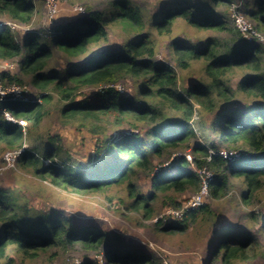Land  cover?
<instances>
[{
  "label": "trees",
  "instance_id": "1",
  "mask_svg": "<svg viewBox=\"0 0 264 264\" xmlns=\"http://www.w3.org/2000/svg\"><path fill=\"white\" fill-rule=\"evenodd\" d=\"M240 1L242 7L236 3ZM165 4L155 13L132 0H112L108 11L86 6L85 16L55 24L52 32L21 33L20 40L9 25L1 24L0 59H15L34 93L0 98V145L10 151L21 150L16 163L55 187L106 198L109 190L123 187L130 200L128 209L152 219L151 204L159 194L167 193V205L179 209L184 200L172 192L200 188V178L187 167L186 157L174 156L168 166L173 171L155 172L154 162L156 158L167 161L176 149H188L186 144L196 135L197 126L209 143H198L192 149L195 167L212 171L210 195L219 203L228 194V176L241 177L236 200L242 212L235 216L245 222L238 228L232 217L235 211L230 214L233 219L225 216L224 209L218 215L206 202L181 218L161 217L156 223L169 232L185 230L189 223L210 215L214 231L206 244L213 242L211 258H220L222 264L252 260L258 255L259 239L264 237V213L252 210L264 191V45L254 40L253 31L264 36V0H204L202 5L174 0L168 7ZM234 5L236 12L244 10L255 21L248 40L215 15L216 7ZM34 13L30 0H0V16L13 23L30 24ZM179 19L201 30H230L234 37L229 41L209 37L200 42L174 38L166 47L174 65L158 61L152 33L169 35ZM115 28L121 29L125 40L115 47L102 45L109 29ZM51 44L69 56L95 48L83 62L49 69ZM196 61L204 64V77L181 85L176 68L189 70ZM236 69L244 74L233 81ZM125 78L136 83L132 95L119 93L112 86ZM0 82L3 87L23 85L22 79L9 71L0 72ZM86 88L93 90L81 98V90ZM51 91L63 104V122H77L93 133L105 129L116 133L104 139L89 164L69 162L72 157L61 155L63 144L56 136H50L46 144L24 147L27 134L44 117V103L54 98ZM6 113L23 118L28 127L16 119L9 121ZM207 116L210 122L205 121ZM224 146L239 156L222 157L218 152ZM210 148L216 152L211 153ZM140 170L151 178L152 188L147 193L138 191L133 181ZM83 220L66 211L28 205L19 189L0 186V264H20L54 248L67 250L76 245L87 253L103 255L105 264H156L139 248L117 249L111 240L122 238L118 231ZM96 262L86 254L80 264Z\"/></svg>",
  "mask_w": 264,
  "mask_h": 264
},
{
  "label": "rangeland",
  "instance_id": "2",
  "mask_svg": "<svg viewBox=\"0 0 264 264\" xmlns=\"http://www.w3.org/2000/svg\"><path fill=\"white\" fill-rule=\"evenodd\" d=\"M35 8L32 22L30 24H18L13 23L7 18L0 16V25H9L16 33L17 38L20 40L21 33L27 32H39L41 29H45L52 32V27L55 24L65 23L68 20H74L77 17L85 16L88 12L86 6L91 9L110 10V2L112 0H30ZM137 5H141L148 13H155L166 2L165 6L168 7L173 1L166 0H132ZM204 0H187V2L202 5ZM237 5L242 3L236 2ZM239 3V4H238ZM236 5V4H235ZM234 6H219L216 7L215 15L223 18L228 28L238 29L244 36V39L251 38V31L255 21L248 17L244 10L240 12L235 11ZM152 37L157 42V60L165 61L174 65V61L169 57L167 52L168 43L174 38H186L187 40L200 42L209 37H220L224 41L234 37V34L230 30H201L193 27L187 23L184 19H179L173 26V29L169 35H159L156 32L152 33ZM254 40H258L264 45V36L261 32L254 33ZM253 37V38H254ZM125 40L122 36L120 28L109 29L107 42H104V46L115 47L117 44ZM101 47V46H100ZM263 47V46H262ZM53 50L52 57L48 62L47 68L49 69H62L64 67L71 66L72 63H80L85 60L87 54H90L94 48H90L88 52L79 56H69L64 51L56 48L51 44ZM263 49V48H262ZM263 57V71H264V52ZM12 65V68L9 66ZM204 64L201 61L193 62L189 70L182 71L178 68V74L180 77L181 85L184 83H190L195 81L199 77H204L203 74ZM9 71L12 74L19 76L22 79L24 88L20 96L28 95V92L34 93V89L29 84L28 76L21 72L18 62L13 60L0 59V72ZM248 71V70H247ZM246 71V72H247ZM244 74V70L236 69L232 73L233 81H237ZM189 81V82H188ZM119 93L124 95L134 94L136 89V83L132 78H125L119 80L117 83L112 84ZM13 87V86H12ZM11 87H9L10 89ZM93 89L86 88L81 90L80 97L83 98V94L90 93ZM53 92V100L49 103H44V117L40 123L30 130L25 139L24 147L32 144H46L48 138L59 137L61 138V147L63 151L61 155L71 156L69 162L74 161L89 164L90 160L96 154L97 149L103 144L104 139L107 136L115 135L114 130L110 129L103 133H93L85 126H80L77 122L65 123L60 116V109L62 102L59 100V96L55 91ZM8 115L9 120H19V122L28 127L27 122L23 118H15ZM205 121L210 122L212 119L210 116L204 118ZM197 120V119H196ZM195 122V121H194ZM103 127L106 128V124L102 122ZM196 135L192 137L186 146L189 148H179L174 150V154L170 156V159L163 162L161 159H155L156 169H167L174 156H184L188 160V168L196 169L192 149L198 143H209L206 140V135L200 132L196 126ZM138 131V130H136ZM141 131V130H139ZM28 132V131H27ZM221 149H228L224 146ZM211 152H216L213 148H210ZM9 149L0 145V186L1 187H13L19 189L20 197L24 201L33 207L50 208L58 211H66L69 215L75 216L76 219H85L83 221L93 222L96 225H102L103 229L112 231H118L121 233L122 238L112 239L111 242L117 249L122 251L129 249H141L145 253H149L156 264H222L220 258H211L212 244L207 243V237L213 235L212 221L208 218L198 219L187 225L185 230L165 231L163 226H158L156 222L159 218L171 217V219L181 218L183 215H177L175 212L169 214V209H176L167 205L166 200L167 193L159 194V199L154 201L151 205L154 209V217L152 219H145L142 212H138L133 209H128L127 193L125 188L119 187L108 191V198L99 193L93 192H74L67 189L53 186L48 179H42L34 176L32 170L23 169L14 161V153L10 154ZM17 155V154H16ZM56 163L61 164L60 160L55 159ZM48 162V161H47ZM49 163V162H48ZM168 171H173L170 168ZM240 178L228 176L230 182V188L228 194L223 198L222 202H215L211 197L207 203L210 205V209L221 215L224 209L227 217L235 211L232 216L235 219L234 223H237L238 228L245 222L244 219H237L235 215H239L242 212V208L239 207L236 200V195L241 188ZM134 183L138 187V191L141 193H147L151 190V178L147 176L142 170L138 171L133 178ZM188 189L183 193L175 194V198L183 199V204L193 196L194 190ZM171 193V192H170ZM110 198V199H109ZM228 198L230 201H228ZM182 204V205H183ZM184 209V207H183ZM252 210L264 213V191L260 194V199L256 201ZM178 211V210H177ZM182 215V216H181ZM90 217V218H87ZM169 219V218H168ZM260 247L258 248V255L252 260L243 261L237 260L235 264H264V237L260 239ZM88 258L95 260L96 264H105L103 255H96L92 252L87 253L80 246L76 245L70 247L67 250H60L54 248L47 253H42L35 260H24L25 262L20 264H80L85 255ZM18 257V256H17ZM16 258V257H15Z\"/></svg>",
  "mask_w": 264,
  "mask_h": 264
},
{
  "label": "built area",
  "instance_id": "3",
  "mask_svg": "<svg viewBox=\"0 0 264 264\" xmlns=\"http://www.w3.org/2000/svg\"><path fill=\"white\" fill-rule=\"evenodd\" d=\"M12 68V65H9ZM13 86V87H12ZM9 87H3V85L0 82V98L5 97L7 94H12L16 97L20 96L21 93L23 92L24 85H12ZM8 118V115H7ZM12 118V116H10ZM14 153V161H16L17 156L21 152V150L18 151H12ZM10 152V154H12ZM215 153V152H211ZM219 155H221L224 158L228 159H233L235 157H238L239 155H236V152L230 151L229 149H220L219 150ZM17 154V155H16ZM208 159H211L209 157ZM157 171L161 170L160 168L156 169ZM193 171L198 175L200 178V188L198 191H196L192 197H190L179 209H169L167 212L169 214L173 215V212H175L177 215H182L189 210L197 209L199 208L202 204L206 203V201L209 200L211 197V186H210V180L212 179L213 173L210 171L207 167H202V168H193ZM184 207V209H183ZM178 210V211H177ZM181 215V216H182Z\"/></svg>",
  "mask_w": 264,
  "mask_h": 264
},
{
  "label": "clouds",
  "instance_id": "4",
  "mask_svg": "<svg viewBox=\"0 0 264 264\" xmlns=\"http://www.w3.org/2000/svg\"><path fill=\"white\" fill-rule=\"evenodd\" d=\"M253 30V29H252ZM254 31V33H255V30H253ZM7 114H9V113H6V118H7ZM9 115H11V114H9ZM12 116V115H11ZM8 119V118H7ZM9 120V119H8ZM9 121H14L13 119L12 120H9ZM45 161V163H48L49 162V160H44ZM48 161V162H47ZM162 170V169H161ZM194 172V171H193Z\"/></svg>",
  "mask_w": 264,
  "mask_h": 264
}]
</instances>
